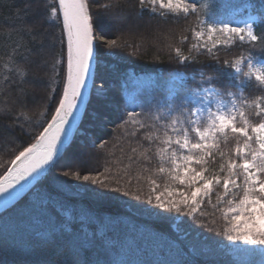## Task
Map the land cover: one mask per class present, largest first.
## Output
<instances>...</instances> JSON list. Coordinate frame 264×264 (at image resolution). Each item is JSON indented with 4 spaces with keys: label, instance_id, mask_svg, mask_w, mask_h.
Listing matches in <instances>:
<instances>
[{
    "label": "trees",
    "instance_id": "16d2710c",
    "mask_svg": "<svg viewBox=\"0 0 264 264\" xmlns=\"http://www.w3.org/2000/svg\"><path fill=\"white\" fill-rule=\"evenodd\" d=\"M56 2L0 0V174L19 150L34 142L42 131L38 125L46 126L54 110L50 93L56 88L59 94L66 71L62 20L50 16ZM197 2L200 20L216 22L236 11L251 13L257 19L255 32L264 34V0ZM88 3L93 26L104 41L97 44L95 82L103 83L107 90L103 97L93 90L81 132L73 143L21 201L0 214V264L39 259L27 254L30 246L43 249L54 264L64 259L67 246L84 264H261L264 259L252 247L235 250L232 242L216 234L223 221L221 212L210 204L205 203L204 215L193 220L146 203L149 179L156 180L160 191L175 185L157 172L155 157L150 162L144 159L147 142L143 130L124 123L127 112H155L186 84L196 87L201 74L214 78L222 98L238 94L228 72L221 71L212 57L189 51L195 41L185 29L200 30L202 24L194 16L185 18L158 9L151 12L147 5L141 9L139 0ZM181 33L189 36L184 45L178 43ZM111 40L117 41L116 47L108 46ZM170 45L181 47L195 62L178 63ZM248 51L247 43L237 42L220 47L217 54L223 61ZM252 52L260 56L261 46ZM180 74L185 81L179 84L174 79ZM259 94L255 87L243 92L246 97ZM228 143L233 144L231 138ZM215 167L210 164L209 170ZM76 174L95 176L107 187L77 180ZM116 187L121 191L112 192ZM124 191L140 194L141 199L124 196ZM96 192L108 195L97 196ZM220 192L222 189L213 193L212 203ZM48 228L56 231L55 239L38 245V235Z\"/></svg>",
    "mask_w": 264,
    "mask_h": 264
},
{
    "label": "snow or ice",
    "instance_id": "6c2138e0",
    "mask_svg": "<svg viewBox=\"0 0 264 264\" xmlns=\"http://www.w3.org/2000/svg\"><path fill=\"white\" fill-rule=\"evenodd\" d=\"M139 4L141 9L147 5L152 12L159 7L176 16H194L198 24L205 25V31L185 29L192 33L195 41L189 51L212 57L221 71L228 72L239 90L238 94L229 93L221 98L214 78H203L201 74L196 87L186 84L184 90L172 93L155 112L142 109L126 113L124 123L138 125V130H143V139L147 142L142 153L144 159L150 162L155 157L159 164L157 172L167 175L170 184L175 185L165 186L164 191H160L156 180L149 179L146 203H154L165 212L182 213L193 220L204 215L202 209L208 203L221 212L223 224L216 230L217 235L234 244L264 247V34L257 35L254 21L232 26L224 21L200 20L197 0H139ZM50 16L57 20L62 17V29L66 34V71L59 94L56 88L51 90L50 97L55 105L46 126L38 125L42 131L35 136L34 142L19 150L0 174V197L5 199L21 182L40 178L53 166L72 135L69 129L73 130L74 118L89 91L96 45L88 0H57L50 8ZM261 20L264 22V14ZM188 41L189 36L181 33L178 43L184 45ZM237 42L249 45L248 54L221 61L217 54L219 48L231 47ZM257 45L261 46L260 56L252 52ZM108 46L116 47L117 41H108ZM170 47L178 63L195 62L183 54L181 47ZM248 87H255L260 94L244 96ZM91 88L98 97L105 95L103 83L97 86L95 78ZM229 138L233 141L231 146ZM95 144L93 141V146ZM210 164L216 165L211 171ZM63 175L67 177L69 173ZM74 178L107 187L95 176L76 174ZM217 189L222 192L216 194V202L212 203L211 197ZM111 191L120 192L121 189L116 187ZM96 195L108 193L96 192ZM123 195L141 199L140 194L129 191H124ZM208 231L213 229L208 228ZM55 234L53 228L40 232L37 244L55 239ZM27 254L39 259L26 260L23 264H54L39 247L30 246ZM59 264L84 262L71 246H67Z\"/></svg>",
    "mask_w": 264,
    "mask_h": 264
},
{
    "label": "water",
    "instance_id": "95a60500",
    "mask_svg": "<svg viewBox=\"0 0 264 264\" xmlns=\"http://www.w3.org/2000/svg\"><path fill=\"white\" fill-rule=\"evenodd\" d=\"M62 20V17H61ZM93 31L95 34V58L93 60L92 64V73L89 76V91L88 93H85V101L84 103L80 106L79 111L77 112L74 121H73V130L69 129V133L72 135L70 136L69 140L66 141L64 149L58 154L57 158L54 160L53 165L57 162L58 159L62 157V155L65 153L67 148L70 147V145L73 143L75 140L76 136L80 132V128L83 124L85 115L87 113L89 104L91 102L92 98V88H91V81L93 78L96 77V69H97V42H96V32H95V27L93 26ZM66 36V34H65ZM53 166L49 167V169L40 177L37 179H33L30 182H21V185L17 186V189L15 191L11 192V195H8L7 198L5 199L4 197H0V214L6 211V209L12 208L15 204H17L19 201H21L34 187L35 185L42 180L46 174L49 172V170Z\"/></svg>",
    "mask_w": 264,
    "mask_h": 264
},
{
    "label": "rangeland",
    "instance_id": "374dc122",
    "mask_svg": "<svg viewBox=\"0 0 264 264\" xmlns=\"http://www.w3.org/2000/svg\"><path fill=\"white\" fill-rule=\"evenodd\" d=\"M157 9L158 10H164V11H166V12H169L167 9H160L159 7H157L156 8V11H157ZM90 11V10H89ZM152 12V11H151ZM220 21H224V22H228V23H230V24H232V26H236V25H239V26H243L244 25V23L245 22H250V23H252L253 21H254V30H255V24H256V21H257V19H256V16L255 15H253V14H251V13H241L240 11H236V12H233V13H231L229 16H228V18L227 19H225V20H220ZM220 21H216V22H220ZM123 24V23H122ZM121 24V25H122ZM118 26H120V24L118 25ZM111 29H112V27H111ZM206 30V28H205V25H202L201 26V29H200V31H205ZM95 32H96V42H97V44L98 43H102V42H104L103 40H102V37L100 36V34H99V32H97L96 31V29H95ZM204 39H207V36H205L204 37ZM97 57H98V53H97ZM97 64H98V59H97ZM96 74H97V69H96ZM174 80H176L179 84L180 83H183L184 81H185V76L183 75V74H180L176 79H174ZM97 86H99V85H97ZM104 89H105V91L107 90V88L104 86ZM222 98V97H221ZM90 105V104H89ZM126 110H127V106L126 107H124ZM125 111V110H124ZM81 132V131H80ZM79 132V133H80ZM78 133V134H79ZM47 175V174H46ZM175 198H179V197H175ZM233 247L235 246V250H236V247H243V246H245L244 244H234L233 243V245H232ZM248 246H250V245H248ZM250 247H252L257 253H260L261 254V258H263L264 259V247H256V246H250ZM261 264H264V260H262V263Z\"/></svg>",
    "mask_w": 264,
    "mask_h": 264
},
{
    "label": "bare ground",
    "instance_id": "6f19581e",
    "mask_svg": "<svg viewBox=\"0 0 264 264\" xmlns=\"http://www.w3.org/2000/svg\"><path fill=\"white\" fill-rule=\"evenodd\" d=\"M16 205V204H15Z\"/></svg>",
    "mask_w": 264,
    "mask_h": 264
}]
</instances>
